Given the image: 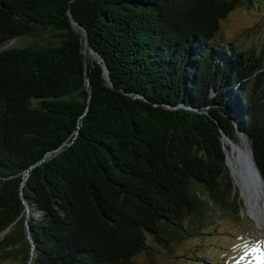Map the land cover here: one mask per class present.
Returning <instances> with one entry per match:
<instances>
[{
  "label": "trees",
  "instance_id": "1",
  "mask_svg": "<svg viewBox=\"0 0 264 264\" xmlns=\"http://www.w3.org/2000/svg\"><path fill=\"white\" fill-rule=\"evenodd\" d=\"M263 4L0 0V264H189L176 261L197 247L171 244L214 231L220 206L249 216L213 120L236 140L220 114L233 121L264 179V37L217 36L237 6ZM179 103L198 112L162 107Z\"/></svg>",
  "mask_w": 264,
  "mask_h": 264
},
{
  "label": "rangeland",
  "instance_id": "2",
  "mask_svg": "<svg viewBox=\"0 0 264 264\" xmlns=\"http://www.w3.org/2000/svg\"><path fill=\"white\" fill-rule=\"evenodd\" d=\"M263 27L264 4L259 5L255 11L237 6L220 23L217 39L225 42L240 39L247 43H262V38L264 37ZM28 43V39L18 38L5 45L2 49H8L13 46L23 47ZM236 142L240 143V139H236ZM245 143L247 144L246 141ZM248 150L250 151L249 147ZM238 160L236 159L239 167ZM232 172L234 183L237 186H241L246 194L249 195L242 173L239 172V169L238 173ZM237 195L241 203L239 194L237 193ZM248 197L251 204L249 216L243 213L242 203L237 215L232 213V208L220 206V212L217 213L216 221L213 223L214 231L211 232L208 229L204 231L203 235L186 238L171 244L173 252L188 250L190 252L194 247H197L194 253L195 256L187 260H183L181 257L182 259L179 258L176 262L181 260L189 264H264V228L258 223L255 206L251 201L250 195ZM153 255L148 256L145 253H140L132 259L131 264H170L163 261L159 253L158 255Z\"/></svg>",
  "mask_w": 264,
  "mask_h": 264
},
{
  "label": "bare ground",
  "instance_id": "3",
  "mask_svg": "<svg viewBox=\"0 0 264 264\" xmlns=\"http://www.w3.org/2000/svg\"><path fill=\"white\" fill-rule=\"evenodd\" d=\"M228 141L223 140V143ZM236 153L239 159V171L242 173L247 192L251 197V201L255 206V213L258 218V223L264 228V180L261 178L255 168L249 155L237 143H228ZM248 195V196H249Z\"/></svg>",
  "mask_w": 264,
  "mask_h": 264
},
{
  "label": "water",
  "instance_id": "4",
  "mask_svg": "<svg viewBox=\"0 0 264 264\" xmlns=\"http://www.w3.org/2000/svg\"><path fill=\"white\" fill-rule=\"evenodd\" d=\"M68 17H69L70 20H72L70 11H68ZM74 24L83 32V37H84L83 58H84V61H85L86 54L87 53L90 54L92 60L95 61L97 64L100 65L101 70H102V76H103L104 80L107 82V84L109 86H111V83H110V80H109V75H108V70H107L105 64L103 63L102 58L100 56H98V54L95 53L92 50V48L90 47L89 41H88V35L85 32V30L82 27H80L78 24H76V23H74ZM85 84H86V89L89 91V80H88L86 74H85ZM134 98L142 99L139 96H134ZM162 107L165 110L172 111V112H177V111H184V112H188V113H197L198 112L196 109H193L191 107H188V106L184 105L183 103H179L177 106H174V107H171V106H168V105H162ZM220 116H221V121L223 123H227L228 126L229 125L231 126V132H233V134H234V136H235L236 139H242L243 138L245 140L243 134L240 133L238 130H236L235 127L233 126L234 125L233 124V121H230V120L226 119V117H224L222 113L220 114ZM213 121L216 124V127L218 128V132L221 135V141H222V143H223V140L224 139L227 140L228 143H230V144L237 143L236 140L232 139L231 137H229V135H227L225 133V131L219 125V122L217 120L214 119ZM223 151H224V154H225L224 146H223ZM225 164H226V154H225ZM254 164H255V162H254ZM226 166H227V164H226ZM26 176H27V174L25 175V178H26ZM26 210H27V213H29V208L27 206H26ZM29 240H30V238H29Z\"/></svg>",
  "mask_w": 264,
  "mask_h": 264
}]
</instances>
